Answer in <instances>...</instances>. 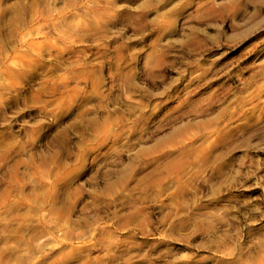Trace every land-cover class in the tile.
<instances>
[{"label": "rangeland", "instance_id": "374dc122", "mask_svg": "<svg viewBox=\"0 0 264 264\" xmlns=\"http://www.w3.org/2000/svg\"><path fill=\"white\" fill-rule=\"evenodd\" d=\"M0 264H264V0H0Z\"/></svg>", "mask_w": 264, "mask_h": 264}]
</instances>
